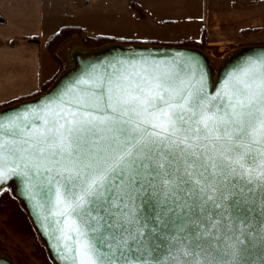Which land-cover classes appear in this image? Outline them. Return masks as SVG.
I'll return each instance as SVG.
<instances>
[{"label": "snow or ice", "instance_id": "1", "mask_svg": "<svg viewBox=\"0 0 264 264\" xmlns=\"http://www.w3.org/2000/svg\"><path fill=\"white\" fill-rule=\"evenodd\" d=\"M204 82L198 64L77 81L43 126L0 122V185L27 179L72 264H264V61Z\"/></svg>", "mask_w": 264, "mask_h": 264}, {"label": "crops", "instance_id": "2", "mask_svg": "<svg viewBox=\"0 0 264 264\" xmlns=\"http://www.w3.org/2000/svg\"><path fill=\"white\" fill-rule=\"evenodd\" d=\"M128 4L149 20L169 26L171 43L194 42L208 51H222L264 37V0H130ZM48 12H52L50 0H0V109L38 92L42 39L68 27H54ZM170 26L181 30L174 34Z\"/></svg>", "mask_w": 264, "mask_h": 264}, {"label": "water", "instance_id": "3", "mask_svg": "<svg viewBox=\"0 0 264 264\" xmlns=\"http://www.w3.org/2000/svg\"><path fill=\"white\" fill-rule=\"evenodd\" d=\"M251 61H256L257 65L264 61V46L246 47L238 50L224 63V66L217 69V79L213 82L214 70L211 69L209 59L202 52L185 47H140L133 46L123 48L116 46L113 49H105L99 54L87 56L79 61L78 68L65 72L54 85L32 101L21 102L14 106L0 110V122L23 127L33 123L43 126V119L50 113L45 109V104L58 98L68 89H74V93H69L66 99H71L73 94L87 91L86 84H77L79 80H86L89 84L101 82L110 74L117 71H140L143 68L158 67L161 70L173 68L176 65H187L191 67L198 64L204 70V87L209 95H215L223 88L224 81L229 74L239 72ZM191 77V72L188 74ZM198 75L191 77V82L196 84ZM197 86H199L197 84ZM9 190L12 197L18 201L22 210L26 213L31 222L33 230L42 241L49 260L53 264H72V253L65 248V242L57 239L59 232L54 231L55 219L47 208L39 206L38 199L31 197L29 182L23 177H13L0 185V193ZM45 217H48L45 219ZM71 246L72 242H67ZM258 249H254L251 259L253 264H259ZM0 264H12L5 256L0 255Z\"/></svg>", "mask_w": 264, "mask_h": 264}, {"label": "rangeland", "instance_id": "4", "mask_svg": "<svg viewBox=\"0 0 264 264\" xmlns=\"http://www.w3.org/2000/svg\"><path fill=\"white\" fill-rule=\"evenodd\" d=\"M128 1L130 0H50L52 9V12L50 13L54 27H57V29L63 26L80 27L84 30L83 37L74 35L56 50V56L60 62V66L53 61L48 53L46 47L48 39H42L41 81L38 92L30 97L24 98L23 100H19L13 104L11 103L9 106L3 107L0 110L21 102L32 101L49 91L59 77L66 72L68 67L67 56L75 47H82L85 50L101 49L111 44L123 48L133 46L185 47L196 49L205 54L213 69L217 70L219 66L234 53L243 49L240 48L242 45L244 46L252 43V46L250 47L264 46V37H259L255 41L251 39L250 43L238 44V46H228L222 51L213 48L208 51L205 50L203 46H200L199 44L197 45L194 42H187V45H181V41L171 43L169 38L174 35L167 33L169 26L157 24L155 21L149 20L141 10L139 11L140 13L138 12L139 14H135L131 5L128 4ZM176 1L179 0H173L174 3ZM182 1L192 3V0ZM50 13L48 12L49 15ZM170 28L172 29L171 32L174 34H178L181 30V28L171 26ZM157 29L159 30L156 31ZM182 33L183 32L180 34ZM92 37H107L112 38L114 41L92 47L84 44L83 39ZM154 38L161 39V41L156 40L155 42L152 40ZM167 39H169V41ZM122 41L129 42V44L125 45ZM149 42H152L153 44H146ZM3 192L0 193V198L5 195L10 199L13 198L9 190ZM17 204L22 210L20 203L17 202ZM23 213L28 219L26 213L24 211ZM28 221L30 222L29 219ZM17 222L18 219L14 213L8 209L0 210V255L7 257L12 264H43L41 259L36 255L37 246H41L44 250L47 262L53 264L49 260L42 241L33 230L31 222V234L23 231L22 228L16 227L14 223Z\"/></svg>", "mask_w": 264, "mask_h": 264}, {"label": "trees", "instance_id": "5", "mask_svg": "<svg viewBox=\"0 0 264 264\" xmlns=\"http://www.w3.org/2000/svg\"><path fill=\"white\" fill-rule=\"evenodd\" d=\"M130 5H131L132 9L134 10L135 14L140 13L139 12L140 10L134 4H130ZM83 31L84 30L81 29L80 27H63L57 33L53 34L52 36H50L48 38V40L46 42V47H47L48 53L51 56V58L53 59V61L58 64V66H60V62L56 56V50L63 43H65L67 40H69L70 37H72L74 35H77L78 37H83L82 36L84 33ZM203 32H202V37L204 34ZM111 41H114V40L112 38H107V37H92V38L83 39L84 44H86L89 47L98 46L100 44L108 43ZM122 43L125 45L129 44V42H126V41H122ZM146 44H153V43L149 42ZM180 44L181 45L182 44L187 45L186 42L185 43L181 42ZM17 202L18 201H16L14 198L10 199L5 195V196L0 198V210L1 209H8L12 213H14L18 219V222L14 223V225L16 227L22 228L23 231H26L29 234H31L32 229H31L30 222L26 218L23 211L18 207ZM36 250H37L36 255L38 256V258L41 259L42 263L43 264H49V262H47V260H46L43 248L41 246L40 247L37 246Z\"/></svg>", "mask_w": 264, "mask_h": 264}, {"label": "bare ground", "instance_id": "6", "mask_svg": "<svg viewBox=\"0 0 264 264\" xmlns=\"http://www.w3.org/2000/svg\"><path fill=\"white\" fill-rule=\"evenodd\" d=\"M116 46L117 45L111 44V45L105 46L101 49H95V50H85L82 47H75L72 50V52L67 56V64H68L67 66L68 67H67L66 71L69 72V71L76 70L78 68L79 61L84 59L85 57L99 54L101 51H103L105 49L106 50L107 49H113ZM224 64L225 63H222L219 67L222 68L224 66ZM211 69H213V67ZM216 79H217V70H214L213 77H212L213 82H215Z\"/></svg>", "mask_w": 264, "mask_h": 264}]
</instances>
